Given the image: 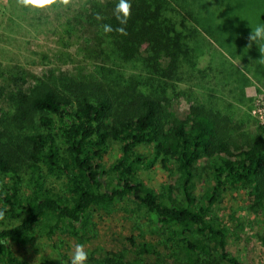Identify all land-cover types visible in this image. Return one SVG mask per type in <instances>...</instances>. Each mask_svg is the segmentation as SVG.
Instances as JSON below:
<instances>
[{
	"label": "trees",
	"instance_id": "16d2710c",
	"mask_svg": "<svg viewBox=\"0 0 264 264\" xmlns=\"http://www.w3.org/2000/svg\"><path fill=\"white\" fill-rule=\"evenodd\" d=\"M20 1L13 24L23 27L33 7ZM118 2L88 1L69 20L89 62L76 72L49 69L26 87L21 66L0 65L13 83L0 86V215L12 221L0 228V264H32L12 246L37 234L83 240L92 213L125 202L151 229L140 254L155 245L154 261L122 251L95 264H248L230 253L216 209L246 190L264 250V127L246 96L247 73L264 85V53L250 40L264 0H130L126 25ZM157 165L174 180L161 190L141 177Z\"/></svg>",
	"mask_w": 264,
	"mask_h": 264
},
{
	"label": "rangeland",
	"instance_id": "374dc122",
	"mask_svg": "<svg viewBox=\"0 0 264 264\" xmlns=\"http://www.w3.org/2000/svg\"><path fill=\"white\" fill-rule=\"evenodd\" d=\"M88 1L92 0H51L46 6L35 7L29 0L27 5L33 7L30 9L33 12L24 16L23 27H18L13 24L15 16L13 6L16 5V8L24 10L22 4H11V0H0V65L21 66L29 73L26 87L35 77L42 76L49 69L73 73L80 67L88 65L80 32L69 33L68 29H71L68 25L69 20ZM5 24L10 28L8 32L3 29ZM232 62L244 71L243 64L237 60ZM1 66L0 86L12 87V81L2 74ZM247 74L253 80L246 93L248 98H253L250 115L253 116V121L264 126V85L254 80L251 74ZM4 104L3 98L0 97V109ZM187 108L186 103L181 101L175 103L173 110L183 114ZM242 109L246 111L245 107ZM251 127H253L252 133L256 132L255 126ZM114 147L112 154H116L117 151V147ZM141 177L150 187L157 190L174 182L158 165L143 171ZM203 187L200 183L196 193L200 194ZM249 203L247 191L239 188L227 192L216 210L231 228L228 242L230 253L244 263L263 264L264 250L255 235L258 230V215L250 211ZM134 210L139 212L135 203L125 202L115 206L111 212L95 211L91 215L90 233L83 240L68 235L62 229L52 239L48 235L37 234L32 243L14 244L12 248L17 256L32 264H70V255L76 244H83L85 251L88 252L89 258L86 264H95L106 255L110 254V257H114L122 251L131 261H154L153 254L158 252L155 245L150 243L152 245L149 248L150 254H140L142 245L151 241L150 235L146 234L145 238H142V232L145 230L150 233L151 229L145 225L146 223L133 222ZM11 222L9 218L0 215V228ZM149 256L151 257L148 258ZM160 257L162 261L166 260L165 255Z\"/></svg>",
	"mask_w": 264,
	"mask_h": 264
},
{
	"label": "clouds",
	"instance_id": "9594fccd",
	"mask_svg": "<svg viewBox=\"0 0 264 264\" xmlns=\"http://www.w3.org/2000/svg\"><path fill=\"white\" fill-rule=\"evenodd\" d=\"M34 6L43 7L46 6L51 0H30ZM115 19L120 25H126L128 18L131 15L130 0H119L114 10ZM105 32H111L113 30L110 24L103 25ZM119 31H123V28H119ZM250 40L259 46L261 53H264V25H257L252 28ZM89 254L85 251L83 244H76L71 255L70 264H86Z\"/></svg>",
	"mask_w": 264,
	"mask_h": 264
},
{
	"label": "built area",
	"instance_id": "2783aa9c",
	"mask_svg": "<svg viewBox=\"0 0 264 264\" xmlns=\"http://www.w3.org/2000/svg\"><path fill=\"white\" fill-rule=\"evenodd\" d=\"M264 127V126H263Z\"/></svg>",
	"mask_w": 264,
	"mask_h": 264
}]
</instances>
